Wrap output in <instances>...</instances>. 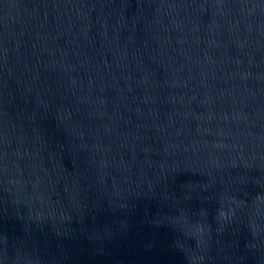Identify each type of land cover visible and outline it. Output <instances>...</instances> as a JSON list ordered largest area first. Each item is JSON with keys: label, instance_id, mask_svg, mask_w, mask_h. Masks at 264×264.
Returning a JSON list of instances; mask_svg holds the SVG:
<instances>
[{"label": "water", "instance_id": "obj_1", "mask_svg": "<svg viewBox=\"0 0 264 264\" xmlns=\"http://www.w3.org/2000/svg\"><path fill=\"white\" fill-rule=\"evenodd\" d=\"M0 264H264V0H0Z\"/></svg>", "mask_w": 264, "mask_h": 264}]
</instances>
